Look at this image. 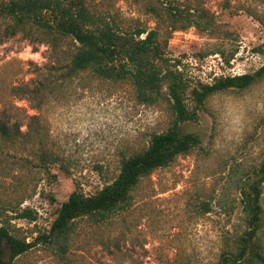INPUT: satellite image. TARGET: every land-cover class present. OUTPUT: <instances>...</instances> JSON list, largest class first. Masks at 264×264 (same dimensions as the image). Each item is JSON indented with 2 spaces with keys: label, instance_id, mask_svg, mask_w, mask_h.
I'll list each match as a JSON object with an SVG mask.
<instances>
[{
  "label": "rangeland",
  "instance_id": "obj_1",
  "mask_svg": "<svg viewBox=\"0 0 264 264\" xmlns=\"http://www.w3.org/2000/svg\"><path fill=\"white\" fill-rule=\"evenodd\" d=\"M82 1L123 29L157 23L147 12L150 0ZM188 1L213 13L218 27L215 35L195 28L172 34L168 56L191 88L264 65V5L257 7L262 22L245 11L250 0H229L230 9L225 0ZM76 46L69 39L55 49L39 33L0 43V111L23 134L39 137L40 129L46 148L70 162V174L57 166L47 172L30 149L0 151L3 222L27 242L49 231L75 190L96 194L118 176L124 155L143 151L153 134L173 124L167 102L141 105L127 83L90 73L64 81ZM182 133L197 136L199 147L144 179L128 212L112 223L78 221L65 252L40 242L14 264H214L226 237L245 229L241 179L264 161V78L210 97ZM24 208L37 213L36 222L17 219L13 212Z\"/></svg>",
  "mask_w": 264,
  "mask_h": 264
},
{
  "label": "trees",
  "instance_id": "obj_2",
  "mask_svg": "<svg viewBox=\"0 0 264 264\" xmlns=\"http://www.w3.org/2000/svg\"><path fill=\"white\" fill-rule=\"evenodd\" d=\"M261 5L264 0H250L245 11L263 22L257 14ZM230 7L229 0H225L224 9ZM147 12L156 19L155 28L123 29L90 10L82 0H0V43L19 34L32 38L39 33L41 41L56 49L70 39L77 46L65 65L64 81L90 73L98 79L127 83L139 104L159 106L167 102L174 118L167 131L151 136L146 149L123 156L120 172L112 183L94 195L75 190L59 208L49 231L39 234L32 242L11 232L3 222L4 212L0 209V264H14L40 242L55 243L65 252L78 221L86 220L93 225L112 223L117 216L128 212L134 192L144 179L199 147L200 139L194 134H183L182 125L196 121L199 110L210 97L230 90H246L264 78L263 65L254 74L220 78L213 84L191 88V80L168 56L169 41L173 33L189 28L215 35L218 28L215 15L201 3L188 0H150ZM44 141L40 129L39 137L23 134L20 126L12 124L7 112L0 111L1 153L4 147L30 149L39 168L50 172L57 166L70 174L69 160L49 151ZM36 146L38 149L34 150ZM263 185L264 161L241 179L240 204L245 229L226 237L214 264H264ZM208 209L205 207V211ZM13 213L17 219L37 221V213L30 208ZM5 247L10 252L8 260Z\"/></svg>",
  "mask_w": 264,
  "mask_h": 264
},
{
  "label": "built area",
  "instance_id": "obj_3",
  "mask_svg": "<svg viewBox=\"0 0 264 264\" xmlns=\"http://www.w3.org/2000/svg\"><path fill=\"white\" fill-rule=\"evenodd\" d=\"M219 75H220V74L217 73V71H216V72L213 73L212 76H213V77H219ZM234 75H235V74H234ZM234 75H230V76H227V77H236V76H234ZM239 76H241V75H239ZM225 78H226V77H225Z\"/></svg>",
  "mask_w": 264,
  "mask_h": 264
}]
</instances>
